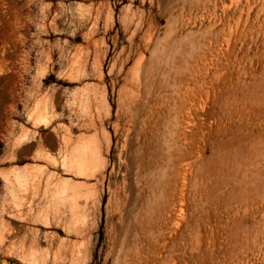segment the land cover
Returning <instances> with one entry per match:
<instances>
[{
	"label": "rangeland",
	"instance_id": "rangeland-1",
	"mask_svg": "<svg viewBox=\"0 0 264 264\" xmlns=\"http://www.w3.org/2000/svg\"><path fill=\"white\" fill-rule=\"evenodd\" d=\"M179 98L208 177L196 237L190 200L180 229L149 220ZM263 129L264 0H0V264H264ZM121 136L130 172L77 175Z\"/></svg>",
	"mask_w": 264,
	"mask_h": 264
},
{
	"label": "bare ground",
	"instance_id": "bare-ground-1",
	"mask_svg": "<svg viewBox=\"0 0 264 264\" xmlns=\"http://www.w3.org/2000/svg\"><path fill=\"white\" fill-rule=\"evenodd\" d=\"M132 82L135 84L134 85L135 91L133 92V96H132L131 101H130V108H132L131 114L134 116L135 120H137V121L140 118L141 125H142V124H144V120L141 116V112L143 110V96L144 95L141 93V88H140L141 82L137 78H132ZM188 91L189 90H185L183 93L182 92L181 93L185 96ZM190 91H191V89H190ZM182 102L180 101V98H179V101L175 102V105H176V107L174 109L175 118H173V121L169 127V132L167 133V134H169L168 135L169 139H167L169 143L165 142V144L168 145L169 149H167L168 151H166L165 153L164 152L160 153L162 156L160 158L165 160L164 165H162V167H161L162 170L164 171V178H165L164 184L161 183L164 186L163 187L164 194H162L163 196L161 195L162 196V201H160L161 203L157 200L160 203V204H158L159 205L158 210L154 214H153V211L151 212L152 214L150 213L151 217L149 220L150 221H160L161 223H164L165 225L171 224L172 226L175 227V229H180L184 226L183 221L181 220V217L183 214V206L185 205V203L189 202V200H190V201H192V209H193V213H195V214H194V216H191L192 219L190 221H186V226L189 227L190 234L193 235L194 237H196L198 235L197 227H198V217H199V215L197 217L196 213L198 212L199 214L200 213L203 214L205 212V208L207 209V207H208V206L206 207L205 204L208 202H206L204 204H203V202H204V200L209 201L210 198H209V194L207 192L208 185H207V180L205 178L207 176H206V174L203 175V173L201 171L202 167H201V165L199 166L200 163L198 161L199 160L198 158H200V154H199V156H197L198 151H196V147H195L197 144L199 136L197 135L198 132L196 133V129H195L196 120L194 119V117H193L194 115L191 112L192 106L184 104L185 102L184 103H182ZM171 105H172V107L174 106L173 104H171ZM186 111H187V113H186ZM187 114H188V116H187ZM172 117H173V115H172ZM186 124H187V127L190 126L189 129L187 128L188 130H185V127L183 129V126H186ZM167 130H168V128H167ZM139 131H140V128H139ZM128 132H129V130H128ZM137 133H139L138 130H137ZM127 142H128V139H127V137H124V136L123 137L121 136V138L117 140V145H118V143H120L122 145L121 146L122 148H119V149H117L118 147L116 148L114 160L112 161V164L110 165V167L108 164H105L102 161V157L104 156V154H103L101 147L91 148L89 146L84 145V147L81 150V159L78 163L77 175L79 177L88 178V179L89 178L93 179V177H94V180L96 181L97 184L98 183H104L105 181H107L108 185H110V181L112 178H117L118 176H125L127 172L131 171V170L128 171L130 168L129 166L131 165L130 156H132V157L134 156L131 154V152L129 153L130 150L128 151L125 148V146L127 145ZM218 151H219V149H218ZM199 153H200V151H199ZM222 158H220V159L222 160ZM227 159H228V157H227ZM252 159H253V157H252ZM135 160H136V158H135ZM221 160H218V161L220 162ZM138 163H140L139 165L136 164L138 167L142 166V164H143V155H142L141 150H140V153L138 152ZM202 163H203V161H202ZM205 168H206V166H205ZM251 177H252V175H251ZM161 181H162V179H161ZM60 183H61V181H59V184ZM217 188H219V187H217ZM211 191H213V190H211ZM205 194H207L206 195L207 197L205 196ZM75 196L79 197L80 195L75 194ZM88 198L91 199L87 195V198L86 197L83 198L82 202H81V203H83L85 208H87L90 205L91 200H89ZM211 202H212V200H211ZM91 204H93V202ZM201 205H203V206L201 207ZM206 217L207 216H205V218ZM199 229H200V227H199ZM146 231L150 233L152 231V229L148 228V230H146ZM136 241L138 242V240H136ZM134 244H137V243H134ZM137 245H140L139 249L141 250L142 249L141 243L137 244ZM128 247H127V249L129 250ZM134 247H136V245ZM124 251L127 252V250H124ZM134 251H136V250H134ZM125 252H123V253H125ZM131 252L133 253V251H131ZM127 254H128V252H127Z\"/></svg>",
	"mask_w": 264,
	"mask_h": 264
}]
</instances>
